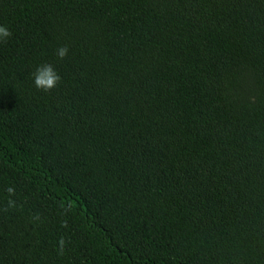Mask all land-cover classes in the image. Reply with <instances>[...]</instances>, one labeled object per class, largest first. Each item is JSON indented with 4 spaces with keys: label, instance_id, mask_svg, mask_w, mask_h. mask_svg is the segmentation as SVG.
<instances>
[{
    "label": "trees",
    "instance_id": "16d2710c",
    "mask_svg": "<svg viewBox=\"0 0 264 264\" xmlns=\"http://www.w3.org/2000/svg\"><path fill=\"white\" fill-rule=\"evenodd\" d=\"M0 26V264H264V0H0Z\"/></svg>",
    "mask_w": 264,
    "mask_h": 264
},
{
    "label": "clouds",
    "instance_id": "9594fccd",
    "mask_svg": "<svg viewBox=\"0 0 264 264\" xmlns=\"http://www.w3.org/2000/svg\"><path fill=\"white\" fill-rule=\"evenodd\" d=\"M12 36V32L8 29L7 26H0V43H6L7 40ZM68 47L61 46L57 49L56 55L59 59H64L68 55ZM34 77V85L38 90L44 92H49L54 89L60 82L61 77L57 73L53 65L45 63L37 67ZM7 192L10 196L15 194V190L12 187L7 189ZM15 207V201L12 199L8 200V205L4 208V211H8L9 208ZM34 219H39L37 215ZM62 243V242H61Z\"/></svg>",
    "mask_w": 264,
    "mask_h": 264
}]
</instances>
